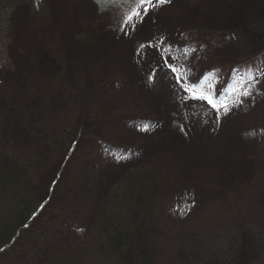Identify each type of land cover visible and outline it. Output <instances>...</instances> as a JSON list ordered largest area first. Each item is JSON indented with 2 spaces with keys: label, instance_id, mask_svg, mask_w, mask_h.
I'll return each mask as SVG.
<instances>
[{
  "label": "rangeland",
  "instance_id": "rangeland-1",
  "mask_svg": "<svg viewBox=\"0 0 264 264\" xmlns=\"http://www.w3.org/2000/svg\"><path fill=\"white\" fill-rule=\"evenodd\" d=\"M33 3L12 9L0 39V159L13 153L36 169V200L48 205L10 264H49L94 238L100 206L134 166L163 188L146 216L149 264H264V83L217 123L202 102L178 104L162 73L147 82L154 49L136 55L163 34L174 55L189 47L208 83L238 86L239 68L264 80V0H173L131 35L116 0H39L40 17ZM35 146L51 149L44 164ZM134 255L124 249L121 262Z\"/></svg>",
  "mask_w": 264,
  "mask_h": 264
},
{
  "label": "trees",
  "instance_id": "trees-1",
  "mask_svg": "<svg viewBox=\"0 0 264 264\" xmlns=\"http://www.w3.org/2000/svg\"><path fill=\"white\" fill-rule=\"evenodd\" d=\"M23 1L25 0H0V39L6 32V26L10 22L8 16L12 9ZM31 9L37 17L48 15V9L39 3H33ZM79 39L85 42L84 36ZM90 41L89 39V43ZM52 140L53 137L48 141L51 143ZM32 149V154H35L42 164L52 154L48 146L46 149L41 146ZM36 171L32 170V166L25 160H19L18 155L12 153L9 156H1L0 264H10L15 243L17 240L22 243L21 238L27 223L35 219L37 212L48 205L46 199L41 202L36 200ZM111 188L96 215L94 238H89L86 244L74 246V250L51 258L49 264H149L144 234L146 216L151 214L153 205L163 198V188L144 167L136 166L123 173ZM225 193L228 195L229 190ZM35 203L38 204L37 209L33 210ZM24 244L26 245V239ZM128 248L135 252V255L131 263H123L121 257L124 249Z\"/></svg>",
  "mask_w": 264,
  "mask_h": 264
},
{
  "label": "snow or ice",
  "instance_id": "snow-or-ice-1",
  "mask_svg": "<svg viewBox=\"0 0 264 264\" xmlns=\"http://www.w3.org/2000/svg\"><path fill=\"white\" fill-rule=\"evenodd\" d=\"M102 0H94V3L99 6ZM39 0H37V4ZM118 4V11L123 16V23L120 31L125 35H131L137 30V24L142 25L145 19H152L151 14H155L161 6L170 5L173 0H116ZM127 7L128 11L123 12V8ZM155 23V20H152ZM146 49H154L157 58L148 62L147 82L152 84L156 81L157 74L162 73L163 77L171 81V88L180 105L188 106L189 101L202 102V106L210 107L213 111L212 120L219 122L221 119V112L227 114L234 107H239L244 103L243 97H251L255 85L264 83L259 77L254 74H249L248 79L241 77V82L238 86L224 85L219 81L215 84L208 83V75L204 73H196L191 63L189 62V47H182L178 50L181 56L173 54V45L167 43V37L163 34L159 36L155 43L148 41L141 43L136 49V55L144 60L149 56ZM192 52L197 51L191 49ZM183 57V60H181ZM180 61V63H177ZM140 63V60L137 61ZM143 67V65H141ZM233 73L236 69L232 70ZM260 77H264V72L260 73ZM235 83V82H234ZM221 92H231L237 98L231 105L225 103L220 99ZM209 123V120H205ZM183 126L181 125V129ZM147 131V128L145 129ZM191 205H189L190 210ZM2 251V249H0Z\"/></svg>",
  "mask_w": 264,
  "mask_h": 264
},
{
  "label": "bare ground",
  "instance_id": "bare-ground-1",
  "mask_svg": "<svg viewBox=\"0 0 264 264\" xmlns=\"http://www.w3.org/2000/svg\"><path fill=\"white\" fill-rule=\"evenodd\" d=\"M23 40L25 41V43H28V44H29V41H27V40H29V38H24ZM28 44H26V45H28ZM199 103H200V102H199ZM197 108H198V107H197ZM198 109H199V108H198ZM31 221H32V220H31ZM31 221H30V222H31ZM30 222L27 223L26 227L29 226V223H30ZM26 227H25V228H26Z\"/></svg>",
  "mask_w": 264,
  "mask_h": 264
}]
</instances>
